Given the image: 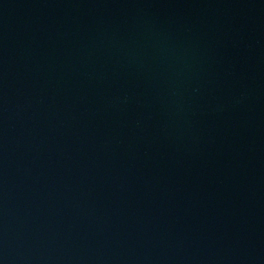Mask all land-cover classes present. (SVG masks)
Returning <instances> with one entry per match:
<instances>
[{
  "label": "water",
  "instance_id": "1",
  "mask_svg": "<svg viewBox=\"0 0 264 264\" xmlns=\"http://www.w3.org/2000/svg\"><path fill=\"white\" fill-rule=\"evenodd\" d=\"M0 264H264V0H0Z\"/></svg>",
  "mask_w": 264,
  "mask_h": 264
}]
</instances>
